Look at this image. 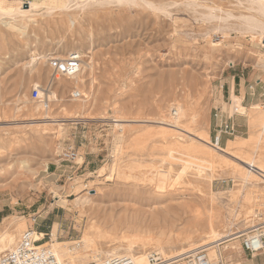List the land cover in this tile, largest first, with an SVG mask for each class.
I'll use <instances>...</instances> for the list:
<instances>
[{
    "label": "rangeland",
    "instance_id": "374dc122",
    "mask_svg": "<svg viewBox=\"0 0 264 264\" xmlns=\"http://www.w3.org/2000/svg\"><path fill=\"white\" fill-rule=\"evenodd\" d=\"M20 2L22 10L33 5L28 14H1ZM257 6L249 0H0V233L12 237L0 242V253L27 228L46 246L55 232L76 264H94L119 245L122 231L170 242L158 248L137 240L131 255L143 260L151 251L171 256L213 245L207 243L214 223L217 232L234 234L217 241L211 255L220 254L224 264H264V249L251 255L241 246L247 235L264 233V226H253L264 222V183L238 173L248 167L243 158L264 162V127L253 118L264 109V36L245 30L247 16L264 21ZM75 48L84 65L77 78H53L42 59L30 61ZM37 86L48 96L47 108L32 98ZM185 103L195 120L181 124L182 134L162 132L156 121ZM215 108L228 114L238 108L232 117L238 133L223 140L222 151L208 141L217 151L206 155L196 140H210ZM47 113L58 120L31 121ZM117 118L124 119L120 126ZM70 149L74 160L65 158ZM160 171L168 178L159 190ZM79 197L94 209L76 205ZM92 221L103 228L93 235V253L78 244Z\"/></svg>",
    "mask_w": 264,
    "mask_h": 264
},
{
    "label": "bare ground",
    "instance_id": "6f19581e",
    "mask_svg": "<svg viewBox=\"0 0 264 264\" xmlns=\"http://www.w3.org/2000/svg\"><path fill=\"white\" fill-rule=\"evenodd\" d=\"M249 1L252 2V3H256L258 5L257 6V11L256 10L255 11L258 12L259 15H264V0H249ZM19 4H20V6H18V7L8 6L6 9L2 10L1 14H3V11H4V14L10 12V13H19L21 15H26V14H28L31 11V9L33 7V5L30 3V6H29L28 9H23L22 10L21 7L24 4V2H20ZM25 4H26V6L29 5L26 2H25ZM245 19H246V22H247V26L245 27V30H247V31H249L251 33H256L260 38H262L264 36V21L262 19L254 17V16H247V17H245ZM72 51H78L79 52V49L75 48ZM52 54L53 53H48V54H45V55L44 54H41V55L39 54L36 57H32L30 59V61H34L36 59H42V61L48 65V62H49L48 60L51 57H58V58L65 57V56L62 57V55L53 56ZM83 66L84 65L81 64L79 72L77 74H75L73 76H69V77L70 78H77L81 74L82 70L84 69ZM40 105H41V103H39L37 106L39 107ZM253 108H255V106H253ZM237 110H238V108H232L231 114L234 113V111H237ZM29 113H30V111H29ZM30 114H32V113H30ZM174 114L175 115L171 116L169 119H167L164 116V118L161 117L160 119H158L156 121L157 123L162 124V126H160V127L164 128L162 130V132L170 134L171 132H174V131H176V132L178 130L182 131L183 130L181 128V124L182 123H189V122H193L195 120L194 112L191 110L190 107H188L186 105V103H185V105L184 104H178L177 105V110L174 111ZM253 118H254V122H258L259 124H261L264 127V109L258 111L256 116H254ZM57 120L58 119L53 118L49 113H47L44 116V118H42V120L39 119V118H35V117L33 119H31L32 122L45 121L43 124L48 123L46 121H57ZM114 120L116 122V125L120 126L122 124L121 123L122 120H124V119L117 118V119H114ZM163 125H166V126H169V127H166V126H163ZM185 131H188V130H185ZM178 132H179V134L180 133L182 134V132H180V131H178ZM198 139H200V140H196L198 142V144H199L198 145L199 146L198 149H200L202 151V153H204L206 155L212 154L211 151L216 152L217 150H220V151L223 150L222 148H219V149L216 150V149L212 148L211 146H209V143H208L209 140L207 138L199 137ZM235 139H238L239 141L243 142V141H247L248 137H238V136H236ZM228 141L229 142H234V140H232V139H229ZM237 157L240 158V155L237 156ZM243 162L246 163L248 165V167H244L243 166L242 169L238 170V173H239V176L241 177V179L243 181H245L248 178H250L251 176H256V178H258L262 183H264V162L255 160L254 158H250V159H247V158L244 159L243 158L242 163ZM114 165H115V163H114ZM111 171H114V169L111 170ZM101 172H102V170H101ZM113 173H115V171ZM0 177H4V173H1ZM106 177H108V176H106ZM167 178H168V176H167V173L165 171H160V172L157 173L156 179L159 182V185H158V189L159 190L163 189L161 187L166 182ZM109 179H111V178H109ZM158 193H159V191H158ZM90 201L91 200L88 197H79L77 200H75V202H76L75 204L78 205L79 207H85L87 205L88 209L92 210L94 208L91 205H89ZM109 217L111 218L110 214H109V216L107 218H109ZM211 226L213 227L211 232H212V235H213L214 239L207 243L209 245L212 244V243L216 244V242L219 241V240H227L231 236L230 234H234V233H230V234L219 233V232L216 231V229L214 227V223H211ZM253 226L254 227L264 226V222H259V223L255 224ZM18 227L21 228L22 226L20 225ZM102 233H103V228L96 221L95 222L92 221V222H90L88 224L87 229L84 231L83 235L80 236L81 239L78 241L79 242L78 244L82 243V246H86L87 250L89 252L93 253L94 251L97 250V249L94 248V244L95 243L93 242L94 241L93 240V235H96V236L100 235V234L102 235ZM54 235H55V232H52L51 233V241H50V243L48 245L55 252V254L57 256V259L59 260L60 264H76L75 263V258L73 256L75 252H72V250L69 249L64 243L55 240ZM114 235L118 236L119 234H118L117 231H115L113 233V236ZM120 235L122 236V240H124V242H127V243H124L122 240H120L119 245L113 247L112 250L104 251L103 252V256L127 253V255H130L135 260V262L137 264H144L146 262V257H147L148 253L145 255L143 260H140L138 257H135V256L131 255L132 252H134L136 244H138L137 240H141L142 242L141 241L140 242L142 244H149L151 242H154V243H156L158 248H161L162 245H166V244L170 243L169 241H165L161 236L160 237H154V236H151V235L150 236H144V235L141 236L140 234H136V233L133 234V235H131V234L128 235V234H126V232L124 233L123 231H122V233ZM111 237H112V235H111ZM6 238H7L8 241H12V237L10 236L9 232L5 230L4 232L0 233V242H3ZM189 245H191V244H189ZM211 247L213 248L214 246L213 245L209 246V249ZM195 248H197V247H194V248H191V249H195ZM85 255L87 256V254H85ZM97 255H92V257L96 259Z\"/></svg>",
    "mask_w": 264,
    "mask_h": 264
},
{
    "label": "built area",
    "instance_id": "2783aa9c",
    "mask_svg": "<svg viewBox=\"0 0 264 264\" xmlns=\"http://www.w3.org/2000/svg\"><path fill=\"white\" fill-rule=\"evenodd\" d=\"M51 69V76H73L77 74L81 67L82 56L78 51H71L64 58L51 57L48 60ZM44 89L37 86L32 89V98L42 100L43 107L47 108L48 96L44 97ZM80 92L74 90L72 96L78 98ZM236 111H234L235 113ZM223 112L220 108H215L213 113V132L210 135L209 143L214 148H221L223 140L227 137L235 136L238 131L232 117L234 115ZM76 152L70 149L65 155L66 159H75ZM36 216L32 218L35 222ZM258 230V229H257ZM254 230V231H257ZM36 231L27 228L21 232L16 244L0 253V264H60L53 249L50 246L41 245L37 239ZM37 243V244H36ZM219 243L213 244L218 246ZM243 250L253 255L264 249V233L257 231L247 235L241 241ZM94 264H137L135 260L127 254H115L99 257ZM144 264H224L220 254L213 256L209 253V246L201 245L195 249L185 250L177 254L168 256L157 251L147 254Z\"/></svg>",
    "mask_w": 264,
    "mask_h": 264
},
{
    "label": "crops",
    "instance_id": "0c3cea01",
    "mask_svg": "<svg viewBox=\"0 0 264 264\" xmlns=\"http://www.w3.org/2000/svg\"><path fill=\"white\" fill-rule=\"evenodd\" d=\"M233 87H234V86H233ZM231 94H234V93H231ZM235 96L239 98V102H240L239 107H244V106L241 104V97L238 96V95H236V94H235ZM223 97H224V96H223ZM231 101H232V97H231ZM231 101H230V109H231L232 104H234V103H232ZM222 111H223V110H222ZM223 112H224V111H223ZM213 122H214V121H213ZM213 122H212V123H213ZM36 233H37V232H36ZM39 234H42V235H43L44 233H43V232H39Z\"/></svg>",
    "mask_w": 264,
    "mask_h": 264
}]
</instances>
